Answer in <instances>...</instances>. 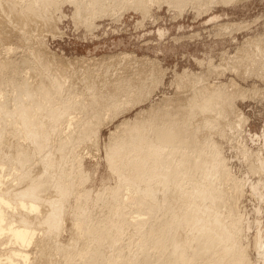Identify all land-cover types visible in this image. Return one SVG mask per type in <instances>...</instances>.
<instances>
[{"label":"rangeland","instance_id":"rangeland-1","mask_svg":"<svg viewBox=\"0 0 264 264\" xmlns=\"http://www.w3.org/2000/svg\"><path fill=\"white\" fill-rule=\"evenodd\" d=\"M33 1L36 2V5L40 3V0ZM33 1L0 0V96L2 97H0V102L5 101L7 92L10 93L12 95L9 103L10 108L23 109L27 111L28 118L34 120L43 118L48 109L58 108L59 105L72 104L68 103L70 98L81 100V106L85 104L83 102L86 100L84 106L87 107L90 105L87 102L95 96L98 100L101 97L103 99L123 97L132 101V103H125V105L120 103L122 109H119L118 114L106 110V105L102 107L101 132L96 135L97 137L93 134H89L88 137L81 135V138H83L80 142V136L72 133L75 138L73 142H76L74 144L76 151L72 152L74 156L71 160L69 159V161H73L71 167H73L74 172V168L78 165L77 160L79 161L80 157L86 155L84 156L83 166L80 168L85 169L89 180L81 190L79 189L82 199L77 200L73 196L69 200L70 202L67 203V214L65 212L66 216L64 215L66 221L63 220V229L47 245L48 255H51L56 262H60L59 264H64L63 250L67 247L73 248L68 245L77 244L75 224L80 222L84 215L79 216L76 207L87 202L82 191L91 193L86 206V210L88 208L86 214L91 215L90 218L93 219V223L101 220L103 215L101 209L105 207L104 204L108 202L109 198L108 190L104 189L115 188L120 182L118 180L120 178L110 169L106 160L107 146L112 132L119 131L121 128L118 127H122L125 121H143L144 118L150 115L149 113L155 112L158 108L174 109L176 107L178 110L177 105L191 98L201 84L221 86L224 83L223 86L228 87V92L235 85L232 90L235 93L229 92L235 99V113H233V110L227 109L218 120L214 118L213 113L208 114L206 117L210 126L205 127L204 116L196 115L189 120H183L181 115L184 110L181 109L182 112H179L180 110L176 111L175 109L173 113L177 115L179 112L178 114H180L176 122V130L179 131L183 128L189 130V132L196 131L197 134L193 136L195 138L202 137V150L199 152H203L205 157L213 147L219 150L225 164L221 168L222 176H209L208 180H203L197 173L193 177V184L200 182L205 189L218 185L221 194L224 195V199L221 200L220 215L224 216L226 222L233 220V217L238 219L239 229L243 230L239 232L240 243H243V245L249 243L248 255L253 264H256V262L257 264H264V170L260 168L264 164V79H261V77L264 78V64H260V61L257 62L256 58H259V56H255L260 51L261 60V56L264 57V0H238L239 3L237 1L222 2L221 0L218 3L217 0H214V3L212 1V7L210 1L207 3L210 4L208 5V7L210 6L209 9L205 6L206 9L200 11L197 6L195 7L199 3L198 0L189 1L182 7L170 3L168 6L166 1L159 2V5L156 4L157 2H150L149 4L152 5L146 11L130 9V7H125L123 4H118L115 8L107 7L105 15L103 14L104 11L97 10V13H95L94 7H88L87 4L90 2L88 0H75L77 3L73 1L74 4L71 0H59V3L49 1V4L38 7L37 14H33L27 7L28 3ZM111 8H114V10ZM79 16L82 19L78 20ZM83 17H86L88 22ZM92 18L95 20H91ZM223 23H229V26L227 25L229 28L224 27L222 29ZM9 48H11L10 51L7 50ZM254 48L258 51L256 54L253 52ZM126 54L128 55L126 56ZM255 60L258 66L256 62H253ZM23 61L24 63L27 62L28 68H26L28 70L26 69V72L28 71V73L25 78L22 77L28 84L36 87L33 96H24L16 86L10 83L12 78L11 65H23ZM70 62H72L71 65ZM252 64L254 69L253 66L249 67ZM260 66H263L262 69ZM216 67L218 70L215 69ZM226 67H230L228 70H231L227 71ZM233 67H236L235 71ZM59 69H61V72L67 70L66 74L69 73L67 74L69 80L64 83L63 93L60 88L54 86L51 82L53 81L52 76L55 75L54 73L57 74L60 71ZM257 69L259 71H256ZM223 70L224 74L221 73ZM260 71L263 73L260 74ZM242 72H245L244 74H247L248 78L244 77ZM200 76L201 78H199ZM184 77L187 80L182 79ZM230 81L234 82L230 83ZM140 82L142 83L140 84ZM19 83L21 81L16 82L17 85ZM40 83L44 85L46 94L49 91L50 97H46V94L44 95L39 90ZM137 91L141 92L137 94L135 93ZM116 93L120 94L115 96ZM109 94H113L115 97ZM241 94H244V96H241ZM18 98L23 100L19 102ZM57 99L63 103L60 101L57 103ZM73 106L76 107L77 104L73 103ZM96 106L98 107V105ZM17 113L5 120L10 123V128H16L20 131L18 127H21V125ZM64 114L68 113L64 112ZM70 114L64 118L66 121L63 119V122L58 125L61 130L57 128V131L63 132L64 125L62 124L65 122L66 125L67 119L69 120L71 116L78 117V114L79 117L84 116L89 123L95 121L89 110H85L83 114L79 113L78 110L72 115ZM237 114L239 115L237 116ZM240 116L246 122L240 120V123ZM163 121L164 123L170 121L172 126L175 125L174 122L165 117L160 118L157 122L164 124ZM75 122L78 124L77 121ZM102 125L104 126L102 127ZM189 127L191 128L189 129ZM0 128L3 127L0 125ZM66 131L68 130L65 129V133ZM58 134L56 141H54H58L57 144L60 142L61 136L67 138V135ZM204 135H206L205 138ZM19 138L21 142H25L27 150L31 151L30 141L25 140L23 133L18 134L17 140ZM83 140L87 144L83 143ZM189 144L190 146L193 145L194 141ZM12 146L14 145H9L5 150L8 155H15L17 152L10 148ZM0 147H3V144L0 143ZM191 150L189 148V152ZM194 151L196 152V150ZM193 155L195 156L194 153ZM1 161L7 162L6 178L11 180L13 178L11 174L18 172L15 170L17 165L8 162V159L1 158ZM74 162L76 163L74 164ZM253 168H260L262 172L253 171ZM73 176L74 173L68 178L71 179ZM128 187L136 189V186L131 185H125L124 188ZM97 195L101 198L98 199ZM145 201L148 200L135 194V198L127 202L130 207L125 217L132 219V216L136 217L142 212L144 218L150 217L148 221L153 220L156 213L153 210L151 211L150 206H144ZM145 208L146 210H144ZM132 212L133 214H131ZM110 227L109 234L96 235V240L99 241L100 246H103L105 251L103 252L106 255L102 256L101 264H158L159 254L152 242V240H155L152 236L147 235L146 231H138L131 227L123 228L111 225ZM193 233L190 232V235ZM178 234L183 235L181 237L178 235L180 239H185V236H187L186 231L183 233L180 231ZM202 238L203 236L196 233V239L202 240ZM83 239V242L79 241L78 247L85 241L88 242L85 235ZM5 246L6 244L2 245L1 248ZM193 249L202 254L200 258H197V261L205 264L207 255L200 243L194 244ZM88 256H91V254L85 257Z\"/></svg>","mask_w":264,"mask_h":264},{"label":"bare ground","instance_id":"bare-ground-1","mask_svg":"<svg viewBox=\"0 0 264 264\" xmlns=\"http://www.w3.org/2000/svg\"><path fill=\"white\" fill-rule=\"evenodd\" d=\"M49 1H55V3H59V0H40V3H37V5L35 1L29 2L27 7L31 13L37 14L38 7H42L43 4H49ZM73 1L75 0H71V2L74 4L77 0L75 2ZM161 1L168 2V6L170 3L172 5L182 7L192 0H88L89 4H87V6L94 7L95 13H97V10H100L101 12L104 11L103 14L105 15L107 13V11L105 13L107 7L115 8L118 4H123L125 7H130V9L134 8L135 10L146 11L148 10L149 6L152 5L149 4L150 2H157L156 4H158L159 2L161 3ZM198 1L199 3L196 5L194 3V5L195 7H198L199 11L201 9L204 10V8L206 9V7H208L210 4L212 7V4L214 3V0ZM210 1L211 3L207 4ZM218 1L219 0H217V2ZM221 1L240 2L238 0ZM209 7L207 9H209ZM114 8L111 9L114 10ZM95 13L94 15L97 16ZM114 13L115 12L113 11V14ZM122 14L124 13L122 12ZM88 17L90 18L89 13ZM80 19L82 18L79 16L78 20ZM83 19L86 21V17H83ZM78 20L76 19V21ZM91 20L94 21L95 19L92 18ZM77 23H79V21ZM223 24L222 29L229 26V23ZM255 48L253 52L256 54L258 51H256ZM10 49L11 48L7 50L10 51ZM259 53L261 54L260 51ZM259 53L255 55L256 57L257 55L259 56V58H256V60L257 62L260 61V64H264V57L261 56L263 60L262 62ZM127 55L128 54H126V56ZM252 56H254V54ZM256 60L253 62H256ZM26 63V61L25 63L23 61V65H11L12 78L10 79V83L13 84V86H16L24 96H33L36 87L28 84L22 77L24 76L25 78L26 74L28 73V71L26 72V69L28 68ZM69 64L71 65L72 62ZM253 64L256 65L255 63ZM253 64L249 65V67L253 66L254 69ZM237 67L239 66L237 65ZM226 68L227 71L231 70H228L230 67ZM233 68L235 71L236 67ZM61 69H59L60 71L57 74L54 73L55 75L52 76L51 79H53V81L51 82L54 86L60 88L63 93V87L65 86L64 83L69 80V75H67L69 73L66 74L67 70L65 72H61ZM215 69H217V67ZM256 71L259 70L257 69ZM261 71L260 74L263 73ZM221 73L224 74V70ZM223 74L221 75L223 76ZM245 76L247 77V74H244V77ZM199 78H201V76ZM182 79L187 80L186 77ZM261 79L264 78L261 77ZM17 81H21V83L17 85ZM231 82L234 81H230V83ZM141 83L142 82H140V84ZM223 85L208 86V84H206L205 86L201 84L197 92L194 93L191 98L185 100L184 103L177 105L178 110H180L179 112H182L181 109L184 110L182 112L183 114L181 113L183 115H181V118L183 120H189L196 115H202L205 117V127H209L210 123H207L208 119L206 117L208 114L211 115L213 113L214 118L218 120L222 117V115H224V112L227 111V109L230 111L233 110V113H235V99L234 96L229 93L230 91L233 92L232 90L235 88V85L232 90H229V92L227 91L228 87L226 88ZM38 88L43 92L44 95L46 94L45 87L42 83L39 84ZM140 92L137 91L135 93L139 94ZM117 94L120 93H116L115 96H118ZM45 96L50 97L49 91H47ZM110 96L114 95L112 94ZM241 96H244V94H241ZM255 96L256 94L254 97ZM118 98L119 99L109 97V99H103L101 97L100 100H98V98L95 96V98H92L89 100V102H87L90 104L88 107L84 106L86 105L85 99L83 102L85 104L81 106V100L78 101L74 98H70L68 103L72 104H68L67 106L59 105L58 108L48 109L46 110V115L43 118L30 120L28 118L27 111L23 109L17 110L10 108L9 103L12 99V95L8 92L5 94V101L0 102V125L3 127L0 128V143L3 144V147H0V264L60 263L56 262V260H53L51 255H48L47 245L53 238L57 236V233H60L63 229V222L66 221L64 220V215L67 211V203L70 202L69 200L73 196H75L77 200L82 199L81 191L79 192V189L81 190V188L85 186L89 180V176L87 175L85 169L80 168L83 166V162L85 161L84 156L86 155L83 157L79 156L80 159L78 158L79 161L77 160L78 165L76 168H74V172L73 167H71V163L73 161L71 162L69 159L71 160L72 156H74L72 152L76 151V147L74 146L76 142H73L75 140L74 135L77 134L80 136V138L81 135H84L85 137H88L89 134H93V136L98 135L99 132H101L100 121L103 117H100L103 106L106 105V110L115 112L114 114L117 112L118 114L119 109H122L120 103L123 105H125V103H132V101L126 100L123 97ZM18 100L21 102L23 99L18 98ZM59 101L61 102V100ZM59 101L57 99L56 102L58 103ZM73 103H76L77 106L74 107ZM96 105H98V107ZM99 105L102 106L99 107ZM223 108H225V110H223ZM166 109L158 108L155 112L149 113L150 115L147 118H144V120L142 119L143 121H125L122 127L117 126L118 128H121L119 131L114 133L112 132L110 142L107 146L106 160L108 161L107 164H109L110 169L120 178H117L120 180V182L115 188L112 187V189H104L108 190L109 192L108 202H106V204H104L105 207H102L101 209L103 212V215L101 214V220L97 219L98 221L95 223L92 222L93 219L91 220V215L89 216V214H86V211L88 210V208L86 210V206L88 205L91 193L89 194L88 191H82L83 196L87 199V202L82 206L78 205V207H76V211L79 216H84L82 217L83 219H80V222L75 224V230L77 231V244L75 245L74 243L68 245L72 246L73 248L67 247L65 250H63L64 264H101L102 256L105 255V251L103 246L99 245V241L96 240V235L109 234L111 229L110 225L120 226L123 228L131 227L133 229H137L138 231H146L147 235L152 236L155 240H152V242L159 254L158 261L160 263L158 262V264H202L197 261V258H200L202 254L200 252L197 253L193 249V245L197 243H200L202 249L207 255V262L205 264H253L248 255L249 243L247 245L240 243L239 232H242L243 230L239 229L238 219H234L233 217V220L226 222L224 216L222 217L220 215L221 200L224 199V195L221 194V190L218 185L209 189H205L202 187L200 182L193 184L192 181L194 175L197 173L203 180H208L209 176H222L221 168L224 167L225 164L219 153V150L213 147L205 157L203 152H199L202 150V137L200 138L199 136V138H195L193 135L197 134L196 131L189 132V130L187 131L183 128H181L179 131L176 130V122L180 114H178L179 112L177 115L173 113L175 112L174 110L176 107L174 109H169L166 107ZM76 110H78L81 114H83V112L85 113V110H89V112H91L90 115H92V118H94L95 121L93 123H89L86 121L84 116L79 117L78 114L79 118L76 116H71L69 120L67 119V124L65 125V122L62 124L64 125V128L61 125L63 128L62 131L64 133L57 131V128L60 127L58 125L63 122V119ZM178 110L176 109V111ZM158 111L161 112L159 113ZM64 112L68 114H64ZM16 113L20 120L21 127H18L20 131H18L16 128H10V123H7L5 120L7 117H12ZM238 115L239 114H237V116ZM137 117L140 118L139 116ZM162 117L169 118V120L174 122V127L170 121L165 123L163 121L164 124L157 122ZM240 120L244 121L245 119L243 120L240 116L239 121ZM64 121L66 120L64 119ZM75 121H77L78 124ZM184 122L186 123V121ZM244 122H246V120ZM195 123H197V121H195ZM103 126L104 125H102V127ZM190 128L191 127H189V129ZM65 129L68 130L66 133ZM58 130L61 129L58 128ZM19 133H23L25 140L30 141L29 144L32 146V152L27 150L25 142H21L20 138L17 140ZM58 133H60V135H67V138H70L67 139L65 136L64 139L63 136H61L62 138H60V142L57 144L58 141H54H56V136L59 135ZM72 133L74 134L73 136ZM205 136L206 135H204V138ZM82 138L80 139V142ZM84 140L82 141L83 143H85ZM76 141L78 142V139ZM192 141H194V144L190 146L189 143H192ZM95 142H97V140H95ZM9 145H14L10 148L17 151L15 155H8L5 152ZM76 146L78 145L76 144ZM189 148L192 149L191 152H189ZM194 150H196V152ZM76 155L78 156L77 153ZM79 155L81 154L79 153ZM1 158L6 160L8 159V162H13L17 165L15 170L18 172L11 174L13 176L11 180H9L10 178H6V170L8 171L6 165L8 164L7 162L1 161ZM75 163L76 162H74V164ZM260 168L264 170V164ZM260 168H253V171L262 172ZM73 173L74 176L69 179L68 177H70V175L72 176ZM125 185L136 186V189L131 187L124 188ZM76 191L78 192L77 196L75 195ZM86 193L88 194L86 195ZM135 194L148 200L144 202V206H150L151 211L153 210V212L156 213V216H153L155 217L153 220L148 221L150 217H145L147 219L146 220L142 216V212H140L139 215H136L137 211L135 214L136 217L132 216V219L125 217L126 213H128V208L130 207L127 202L128 200L134 199ZM100 198L101 196H98V199ZM150 207L148 208L150 209ZM146 208L144 210H146ZM131 214H133V212ZM149 214L151 213L149 212ZM145 227L146 229L144 230ZM180 231L182 233L186 231L187 236H185V239L178 238L179 236H183L182 234H178ZM190 232L194 233L190 235ZM196 233H198L200 236H203L202 240L196 239ZM84 235L88 239V242L85 241L83 244H80L81 246L78 247V243H80V240L82 241ZM4 244H6V246L1 248V246ZM257 246H259V244ZM90 254L91 256L85 257Z\"/></svg>","mask_w":264,"mask_h":264}]
</instances>
